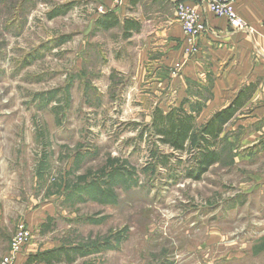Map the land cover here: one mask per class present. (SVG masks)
I'll use <instances>...</instances> for the list:
<instances>
[{
	"label": "rangeland",
	"instance_id": "rangeland-1",
	"mask_svg": "<svg viewBox=\"0 0 264 264\" xmlns=\"http://www.w3.org/2000/svg\"><path fill=\"white\" fill-rule=\"evenodd\" d=\"M131 1L0 0V264L21 223L32 233L16 264L104 244L54 264H264V133L237 125L243 109L219 162L189 176L211 118L159 99L144 38L95 29L107 12L149 11ZM173 105L197 119L182 152L151 128Z\"/></svg>",
	"mask_w": 264,
	"mask_h": 264
},
{
	"label": "crops",
	"instance_id": "crops-1",
	"mask_svg": "<svg viewBox=\"0 0 264 264\" xmlns=\"http://www.w3.org/2000/svg\"><path fill=\"white\" fill-rule=\"evenodd\" d=\"M176 1L149 0V11L138 5L135 18L141 30L132 38H144L158 56L148 81L161 87L159 99L191 106V113L205 120L232 105L242 91L252 90L241 98L245 115L237 125L249 127L252 138L264 133V0H239L236 11L245 28L238 31L226 19L205 13L208 31L200 37L196 55L186 52L188 42L176 20ZM147 70L140 65L138 73L142 76Z\"/></svg>",
	"mask_w": 264,
	"mask_h": 264
},
{
	"label": "trees",
	"instance_id": "trees-1",
	"mask_svg": "<svg viewBox=\"0 0 264 264\" xmlns=\"http://www.w3.org/2000/svg\"><path fill=\"white\" fill-rule=\"evenodd\" d=\"M139 1L141 0H132L131 3L136 5ZM121 24L124 27L125 37H131L133 33H138L141 30L140 22L130 19L122 22L120 17L112 11L105 13L97 20L95 29L108 31ZM248 91H242L232 105L216 112L202 129L198 131V167L193 172H190L189 176L200 179L214 164L219 162L220 154L217 151V143L224 133L225 126L243 109L244 103L241 98L252 93V90ZM196 121L197 119L185 111L184 107H173L168 112H165L161 108H156L153 112L151 128L155 130V134L159 137L162 144L182 152L186 150V146L192 141L197 129ZM95 249L92 251L80 247L60 248L31 256L29 264L34 262L44 264L61 263L62 261L74 262L77 257L100 253L108 248L104 244Z\"/></svg>",
	"mask_w": 264,
	"mask_h": 264
},
{
	"label": "built area",
	"instance_id": "built-area-1",
	"mask_svg": "<svg viewBox=\"0 0 264 264\" xmlns=\"http://www.w3.org/2000/svg\"><path fill=\"white\" fill-rule=\"evenodd\" d=\"M238 2L239 0H177L175 2L176 20L188 42L187 54H197L199 39L208 31L205 13L226 19L232 30L238 31L245 28V23L236 11ZM31 233L25 223L20 224L12 250L3 259V264H16L29 245Z\"/></svg>",
	"mask_w": 264,
	"mask_h": 264
}]
</instances>
